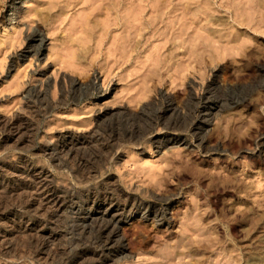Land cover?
Listing matches in <instances>:
<instances>
[{
    "label": "rangeland",
    "instance_id": "1",
    "mask_svg": "<svg viewBox=\"0 0 264 264\" xmlns=\"http://www.w3.org/2000/svg\"><path fill=\"white\" fill-rule=\"evenodd\" d=\"M169 1L175 9L180 4L190 8L195 18L190 42L170 29L174 19L149 25L150 5L128 40L121 25L104 19L105 10L90 13L82 0H0V246L27 256L39 240L35 236H43L47 245L40 262L0 255V264L69 263L80 250L89 251L101 240L99 229L74 222L76 206L69 199L75 194L77 203L88 189L101 185L119 189L121 201L135 198L151 209L142 217L129 206L125 215L133 216L122 220L124 211L113 204L109 216L117 223L121 246L111 249L108 264H264V0ZM49 4L55 7L49 21L40 22L44 16L39 10ZM34 34L42 38L37 60L25 55ZM124 38L128 41L122 46ZM33 92L46 95L50 110L43 111L48 102H40ZM208 92L217 105L197 114L196 130H172L174 114L168 113V127L154 126L138 147L125 145L106 162L97 159L96 139L122 133L126 120L143 115L142 108L170 103L184 120L187 98L198 106ZM59 134L69 142L66 149ZM156 142L164 147L157 148ZM45 145L51 152L39 154L37 148ZM68 149L91 179L79 180L71 166L56 159L57 152L64 155ZM19 157L30 171H43L44 182L65 203L57 211L47 206L43 226L36 221L32 229L28 226L31 238L3 237L25 227L11 218L24 213L25 200L3 190L25 171ZM104 204L99 201L97 207ZM157 210L164 212L165 223L154 218ZM101 212L99 208L88 215Z\"/></svg>",
    "mask_w": 264,
    "mask_h": 264
},
{
    "label": "bare ground",
    "instance_id": "2",
    "mask_svg": "<svg viewBox=\"0 0 264 264\" xmlns=\"http://www.w3.org/2000/svg\"><path fill=\"white\" fill-rule=\"evenodd\" d=\"M84 1L83 3L85 4H82V5H85L88 4V7L89 10H91L92 12L88 11L87 10V14L90 12V13H93V12H99L101 10H105V17L104 19H110V20H113L114 23L116 25H121V32H123V34L121 35H124L126 37V39L128 38V40L132 39L130 36H132L131 34V30L133 27H136L135 26V23L137 24H140L142 23V13L144 12V9L147 5H150L151 9H150V14H151V18H149L147 20V22L149 21V25L152 24L153 26H157L159 24H163L164 21L166 19H170V20H176V21H172V24L170 26H172L170 29L173 28V30L175 31V35L178 37V38H184L185 36L188 38V41H189V38L190 37H193L191 36L192 33H193V29H195L193 26H194V22H195V18L193 19L192 16L193 14H189V9L188 8V5L187 6H184L181 8V4L180 5H177L179 6L178 9H175L173 7L172 4V1H169V0H153L152 2V5L148 3H146L147 1L145 0H140V3L141 5L139 4H136V5H139V6H134L133 2L135 0H82ZM145 3H144V2ZM157 1V2H156ZM189 1V0H188ZM223 1V0H222ZM250 1V0H249ZM258 1V0H257ZM260 1V0H259ZM137 2V1H136ZM180 2V1H179ZM178 2V4H179ZM182 2V1H181ZM185 2V1H184ZM191 2V0L189 1ZM254 2V1H253ZM262 2V1H261ZM261 2L260 4H257V5H261ZM264 2V1H263ZM79 3V2H78ZM154 3V4H153ZM234 3V2H233ZM236 3V2H235ZM259 3V2H257ZM52 4V3H51ZM55 4V3H54ZM53 4V5H54ZM62 4V3H61ZM67 4V3H66ZM191 4V3H189ZM225 4V3H224ZM248 4V3H247ZM252 5V2L250 3ZM264 4V3H263ZM53 5H48L47 8H42L41 10V14H43L44 17H41L39 19V21L43 22V21H47L49 18H50V14H51V11L54 10V6ZM71 5V4H70ZM73 5V4H72ZM186 5V3H185ZM203 5V4H202ZM250 5V6H251ZM255 5V4H254ZM192 6V4H191ZM194 6V5H193ZM243 6V5H242ZM256 6V5H255ZM262 6V5H261ZM65 8H67L68 6H64ZM235 7V6H234ZM239 6H237L238 8ZM256 7H260V6H256ZM87 8V9H88ZM148 8V7H147ZM181 8V9H180ZM206 8V6H205ZM203 8V9H205ZM233 8V7H232ZM235 9V8H234ZM250 9V8H249ZM82 10V9H81ZM202 10V9H201ZM84 11V10H82ZM180 11V12H179ZM203 11V10H202ZM214 11V10H213ZM85 12V11H84ZM104 12V11H103ZM191 12V11H190ZM205 12V11H204ZM208 12V11H207ZM215 12V11H214ZM254 12V11H253ZM86 13V12H85ZM177 13H180V15L178 16ZM194 13V12H193ZM203 13V12H202ZM201 13V14H202ZM14 14V12L12 11V13L10 14V16H12ZM38 14V13H37ZM40 14V15H41ZM86 14V15H87ZM102 14V13H101ZM200 14V15H201ZM259 14V13H258ZM39 15V16H40ZM86 15L84 16L86 19ZM89 15V14H88ZM92 15V14H91ZM196 15V14H195ZM194 15V16H195ZM206 15V14H205ZM244 15V14H243ZM249 15V14H248ZM9 16V17H10ZM96 16V15H94ZM99 16V15H98ZM101 16V15H100ZM99 16V17H100ZM216 16V15H215ZM245 16V15H244ZM253 16V15H252ZM258 16V15H257ZM82 17V16H81ZM210 17V16H209ZM97 18V17H96ZM251 18V17H250ZM81 19V18H79ZM93 19V18H92ZM95 19V18H94ZM93 19V21H94ZM165 19V20H164ZM193 19V20H192ZM96 20V19H95ZM99 20V19H98ZM145 20V21H146ZM49 21V20H48ZM88 21V20H86ZM104 21V20H103ZM144 21V22H145ZM90 22V21H89ZM88 22V23H89ZM97 22V21H96ZM108 22V21H107ZM143 22V23H144ZM117 23H120V24H117ZM219 23V21H218ZM96 24V23H94ZM98 24V23H97ZM113 24V23H112ZM145 24V23H144ZM177 24V28H174L175 25ZM201 24V23H200ZM206 24V23H205ZM86 25V24H84ZM164 25V24H163ZM169 25V23L167 24ZM217 26V24H216ZM141 27V26H140ZM158 27V26H157ZM203 27V26H202ZM123 28V29H122ZM137 28V27H136ZM208 28V27H207ZM135 29V28H134ZM133 29V30H134ZM155 29V27H154ZM166 29V28H165ZM201 29V28H200ZM93 30H94V27H93ZM132 30V32H133ZM160 30V29H158ZM163 30V29H161ZM169 30V29H168ZM167 30V31H168ZM137 31V30H136ZM140 31V30H139ZM173 31V32H174ZM195 31V30H194ZM200 31V30H199ZM135 32V30H134ZM159 32V31H158ZM163 32V31H162ZM210 32V31H209ZM139 32H137L138 34ZM141 33V32H140ZM207 34V33H206ZM139 36V35H138ZM123 37V36H122ZM133 37V36H132ZM175 37V36H174ZM175 37V38H177ZM177 38V39H178ZM186 39V38H185ZM191 39V38H190ZM122 40V39H121ZM128 40H125L124 38V45L123 43L120 42V44L122 46H125V42H127ZM182 40V39H181ZM192 40V39H191ZM190 40V41H191ZM120 41V40H119ZM189 41V42H190ZM130 42V41H129ZM128 42V43H129ZM181 42V41H180ZM115 43V42H114ZM118 43V42H117ZM126 43V44H128ZM188 43V42H187ZM41 44H42V38L40 35L38 34H34L32 35L30 38H29V41L26 45V49H25V55L27 56H31L32 59H35L37 60V58L39 59V56L41 55V52H40V47H41ZM178 44V43H177ZM191 44V43H190ZM189 44V45H190ZM131 45V43H130ZM133 45V44H132ZM179 45V44H178ZM188 45V46H189ZM113 46V44H112ZM182 46V45H181ZM121 46L119 45V48ZM133 47V46H132ZM177 47V46H176ZM118 48V47H117ZM126 48V47H125ZM129 48V49H128ZM127 48V52L130 51V46ZM124 49V47H123ZM117 50V49H115ZM121 50L118 49L117 51L119 52ZM125 50V49H124ZM123 51V50H122ZM121 51V53H123ZM125 51V52H126ZM131 51H132V48H131ZM116 52V51H115ZM188 52V50H187ZM189 52H190V49H189ZM114 53V52H113ZM119 53V54H121ZM130 53V52H128ZM127 53V54H128ZM122 55V54H121ZM192 55L191 53H189L188 56ZM124 56H125V53H124ZM128 56V55H127ZM191 57V56H190ZM118 59V58H116ZM191 59V58H190ZM189 59V60H190ZM79 60V59H78ZM119 60V59H118ZM117 61V60H116ZM115 61V62H116ZM80 89V88H78ZM96 89V88H95ZM71 90V89H70ZM87 90V89H85ZM91 90H94V85L91 83L90 87L88 88L87 92L90 91L91 93ZM77 91V90H76ZM75 90H72L70 92H72V94H74V92H76ZM79 91V90H78ZM36 92V91H35ZM45 92V90H44ZM69 92V93H70ZM86 92V91H85ZM85 92L83 91L84 95H85ZM31 93V92H30ZM40 93V92H39ZM39 93H36L33 94L36 96V98H38L40 100V102H48L49 104V101H47V99L45 98L46 95L44 96V94L40 95ZM79 93V92H78ZM82 93V91L80 92ZM89 94V93H87ZM210 92H208L207 96H205L204 98V102H201L198 104V106H193L194 102H192L191 100H189L187 98V100L190 102H188L190 104V106L187 107L186 109V118L184 120H181V117L178 115L177 113V110L175 108V106L173 105H170V103H168L169 105H162V107L159 106V108L157 107V109H150L148 110V108H142V112H141V117L137 119V117L135 118L133 116V118L129 120H126V125H125V129L122 133H119L118 135L115 134V136H112V137H109V138H102V140H97L96 139V147H95V150L98 151L96 154H98V158L99 160L103 159L102 161L103 162H106L105 159L108 158V156H110L111 152L113 150H115L116 148H120V147H123L125 145H128V146H132L133 148L135 146L138 147V145L143 142V140L145 139L144 137L146 135H149L150 133H152V129L154 126H158V125H165L166 127H168L169 123H164L165 120V117L166 115H168V113L170 114H174V121H172V123H170L171 125V129L172 130H175V131H178V130H181L183 128H187V129H194L196 130V126L193 124V119L196 118L197 114L198 113H201V112H207L208 111V108L207 106H212L213 108L217 105V100L218 99H212L210 96ZM33 95V96H34ZM81 95V94H80ZM90 95V94H89ZM209 95V96H208ZM88 96V95H87ZM76 97V96H75ZM27 98V96H26ZM29 98V97H28ZM66 98V97H65ZM190 98V97H189ZM37 99V100H38ZM191 99V98H190ZM203 99V98H202ZM28 100V99H27ZM30 100V99H29ZM73 100V99H72ZM62 101V100H61ZM35 99H34V103H35ZM39 102V101H38ZM62 102H65V101H62ZM170 102V101H169ZM172 102V101H171ZM33 103V104H34ZM222 103V102H221ZM42 104V103H41ZM62 104V103H61ZM182 104V103H181ZM185 104V103H184ZM47 105V103L45 104ZM50 105H47V107L44 106L41 107L45 110L48 111V109L50 110ZM53 106V105H52ZM152 106V105H151ZM54 107V106H53ZM148 107V106H147ZM153 107V106H152ZM150 108V106H149ZM183 109V108H182ZM35 110V109H34ZM37 110V109H36ZM38 111V110H37ZM41 111V110H40ZM209 112V111H208ZM44 113V112H42ZM180 113V112H179ZM37 114V113H36ZM39 115L41 113H38ZM18 116V115H17ZM128 116V115H127ZM21 118V117H20ZM13 119V118H12ZM128 119V118H127ZM1 121V120H0ZM182 121V122H181ZM1 123V122H0ZM6 123V121H5ZM12 123V122H11ZM1 124H4V123H1ZM7 124V123H6ZM10 124V123H9ZM19 124V123H18ZM4 126V125H3ZM164 126V127H165ZM15 127V126H14ZM17 127V126H16ZM15 127V128H16ZM5 128V126H4ZM12 128V127H11ZM10 128V129H11ZM162 129V128H161ZM168 129V128H167ZM8 130H6L7 132ZM182 131V130H181ZM180 131V132H181ZM16 132V131H15ZM13 132V133H15ZM96 132V131H95ZM20 133V131H19ZM114 133V132H113ZM10 134V133H9ZM16 134L18 135V131L16 132ZM94 134L93 136H96L95 134L96 133H92ZM8 135V133H7ZM16 135V136H17ZM21 135V134H19ZM60 135V134H59ZM10 136V135H8ZM68 136V135H67ZM93 136H90V137H93ZM107 136V135H106ZM15 137V136H14ZM58 137V136H57ZM105 137V136H104ZM80 138V137H79ZM100 138V139H101ZM10 139V138H9ZM58 140H60L61 143L64 144V149L67 148L68 146V141L66 140V137L62 135H60L58 138ZM77 139V138H76ZM75 139V140H76ZM85 138H82L81 140H83ZM95 139V138H94ZM20 140V139H19ZM79 140V139H78ZM101 141L99 144L98 142ZM84 142V141H82ZM81 142V143H82ZM181 142V140L179 141ZM200 142V141H199ZM79 143V142H78ZM83 144V143H82ZM94 144V143H93ZM18 145V144H17ZM25 145V144H24ZM127 146V147H128ZM156 146L157 148H160L161 146L164 147V145L160 144L159 142L157 143L156 142ZM18 147V146H17ZM38 147V146H37ZM49 147V146H48ZM34 149V147H32ZM31 148V149H32ZM71 148V147H70ZM69 148V149H70ZM67 151L66 154H62L63 153V150H60L59 152L56 153V159H58V161H61V165L62 166H71L70 169H72L74 172H76V174L78 175L79 177V180H86L88 181L89 179L92 178V175L90 174V172L87 171V169H85L81 164L77 163L76 164V159L77 157L76 156H72L71 155V150ZM38 153L41 152V154H44V153H47V151H50L49 148L46 147H39L37 148ZM51 152V151H50ZM36 153V152H35ZM65 153V151H64ZM40 154V153H39ZM50 154V153H49ZM52 155V154H51ZM39 156V155H38ZM55 158V157H54ZM19 160V163L21 166L25 167V171L20 174L21 177H19L20 179L17 180V182H15L14 184H12V186H10L9 184L3 186V190L5 193L9 194V196H14V195H17L19 198H22L21 200H25V207L23 208L24 209V213H16L14 214L11 218L12 220L15 222L17 221V223H19V226L21 224H23V226H25L22 230H19L16 234L14 232H9V233H3V237H8L10 234V236H14V235H20V236H26V237H30V234H28L31 230L29 229V227L33 224L34 221H36V224H38L39 226H43V220L46 219V210H47V206L50 205L52 206L53 208H55V210H59V208L64 205V201L61 200L60 196L59 195V191L57 189H54V188H51L47 183L44 182V179H42L43 177H46L45 176V173H43V171H30V169H28L29 167V164L24 160V158H21L19 157L18 158ZM55 161V160H54ZM98 162V161H97ZM101 162V163H103ZM95 164H98L99 163H96ZM106 164V163H105ZM104 164V165H105ZM100 166L103 167V165L100 164ZM99 166V167H100ZM97 168V167H96ZM71 170V171H72ZM72 171V172H73ZM98 171H99V168H98ZM17 173V171H16ZM94 173V172H93ZM97 174V172H96ZM76 176V175H75ZM3 177V176H2ZM47 178V177H46ZM77 179V178H76ZM10 181V180H9ZM88 184V183H87ZM97 185V184H96ZM90 186V185H89ZM107 186V185H106ZM94 187V188H93ZM92 189L94 192H91L92 189H86V194L84 195H81L78 197V200H77V203L73 200H75V194L71 195L70 194V201H69V204L70 205H74L75 204V209H74V215L75 217L73 218V221L74 222H81L82 225L86 224V222H88V224L90 225H93L95 227H97L98 232H99V235H100V238L101 240L93 243V247L91 245L92 248H88L89 251L87 250H80L78 253H77V256H79L76 260H72V262L70 261L69 263H62V264H80V263H83V261H88L89 263L88 264H108L110 262H108L110 259L107 258L109 255L108 254H111V249H113V247L116 246V248H120L121 246V243L120 242H117V239H116V230H117V226L116 224L117 223H114V219H113V216H109L110 214V209L111 207L113 206V204L116 205V203L118 204L117 207L115 208H118V209H121L122 211H124V214L122 216V220H125V219H128V218H131L133 215L132 214H126L125 215V209H127L129 206H130V209L131 208H136L137 212H140L142 217L143 216H148V213L149 211L151 210L147 205L145 206V204H143L141 201L137 200V199H130V198H126L125 200L123 199V201H121V191L117 188H113L112 190H109V188H104L105 186H99V187H95L93 186ZM109 187V186H108ZM2 189V188H1ZM63 192V191H62ZM71 192V191H70ZM61 193V192H60ZM84 193V192H82ZM80 194V193H79ZM61 195V194H60ZM78 196V195H77ZM17 197V198H18ZM9 199V198H8ZM10 200V199H9ZM99 201H104L106 204H104L103 207H99V208H102L103 212H101V216H92L90 217V214L88 215V211H94L95 213V209H99L97 206H99ZM119 202L121 203L119 205ZM20 203V201H19ZM21 204V203H20ZM19 204V205H20ZM18 208V207H17ZM50 209V208H49ZM22 210V209H21ZM54 210V209H53ZM116 210V209H115ZM132 210V209H131ZM154 210V209H153ZM98 211V210H97ZM96 211V212H97ZM128 212H130L128 210ZM45 213V214H44ZM56 213V212H55ZM93 213V214H94ZM127 213V212H126ZM134 213V212H133ZM54 214V213H53ZM164 212L162 210L160 211H153V215H154V218L157 220L158 223H165L166 222V219H165V215H163ZM32 215V216H31ZM32 217H34L35 219L33 220ZM49 217V216H48ZM153 217V216H152ZM119 219V218H118ZM10 220V219H9ZM47 220V219H46ZM86 221V222H85ZM45 222V221H44ZM35 223V222H34ZM47 224V222H46ZM81 225V224H80ZM90 225V226H91ZM29 226V227H28ZM45 226V225H44ZM86 226V225H85ZM78 227V226H77ZM83 227V226H82ZM19 228V227H18ZM31 228V227H30ZM32 229V228H31ZM30 230V231H28ZM83 231H81L82 233ZM80 233V234H81ZM37 235V234H36ZM39 237V236H37ZM89 237V236H88ZM31 238V237H30ZM43 238V236H42ZM41 237L39 238H36L35 236V240L36 239H39L38 241L35 242V246H34V250H31L30 252H27V256H26V253H23V252H16L15 250V253H13V249H11V246H6L5 245V248H2L0 246V255H3V256H7V255H11V257L13 259H25V258H28V260H36V261H39V259H43V254L45 251V247L47 246L46 245V242L42 239ZM45 238V237H44ZM80 238V237H79ZM27 238H25L26 240ZM41 239V241H40ZM75 240V239H74ZM74 240L72 242H74ZM30 242V241H29ZM1 243V242H0ZM31 243V242H30ZM76 243L74 242V245ZM83 244V243H82ZM92 244V243H91ZM30 245V244H29ZM25 246V245H24ZM33 246V245H32ZM4 247V246H3ZM51 247V246H50ZM30 248V247H29ZM28 249V248H27ZM47 252V251H45ZM69 254V253H68ZM48 255V254H47ZM70 258V257H69ZM27 260V259H26ZM45 260H47V256L45 257ZM68 260V259H67ZM69 261V260H68ZM67 261V262H68ZM85 261V262H86ZM40 262V261H39ZM66 262V261H65ZM61 264V263H60Z\"/></svg>",
    "mask_w": 264,
    "mask_h": 264
}]
</instances>
